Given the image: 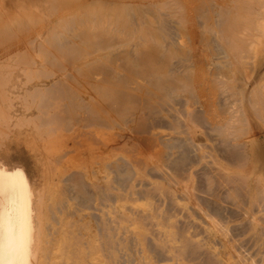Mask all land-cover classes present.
<instances>
[{
  "label": "bare ground",
  "instance_id": "1",
  "mask_svg": "<svg viewBox=\"0 0 264 264\" xmlns=\"http://www.w3.org/2000/svg\"><path fill=\"white\" fill-rule=\"evenodd\" d=\"M156 1H157V3L155 5V7H156L155 9H157V11L159 10L161 12H164L165 13L164 15L166 16V19L164 22L167 26L166 27L167 29H164V31H163L165 33L164 35L167 38H169L171 41H174V42L171 43L172 44L171 46L166 45V44L163 45L162 40H164L166 37L165 38L163 37L162 31H161L162 34L160 35L159 32H156L155 30H151L148 28L152 24L156 25V23H154L155 21L153 20V18H151L149 16L151 18V19L150 18L149 19L151 21H153V23L151 22L152 24H149L147 29L144 26L145 29L144 28L142 29L143 31L141 34L142 39H141V42H139V43H141V45L139 44L140 47L142 45L144 46L146 44L147 48H146V46H144V48L138 49V51H136V53H137V55H136L135 51H133V50L129 51L130 49L128 50V48H127V50L125 48H122V49H124V51L119 52L120 47L127 46L131 41H133L132 38H134L133 37L134 36L133 31H132V29H133L132 28V22H131V19L129 18L130 14H131L130 12L133 9H131L132 8V2H130L129 0H84V1L82 0V2H81V0H0V158L2 157L3 153H5L7 155L11 151L18 153V155L20 154V152H22V153L27 152L29 159L33 165V174L35 177V181L33 183L34 185L31 187L28 184L27 178L24 174L19 173L20 175L19 174L14 175V174H12L13 172L11 173V171L5 166V164L3 162L0 163V264H102V258L103 257L101 254L102 253L101 247L103 245H105V243H106V245L108 247V251H109V248L111 247V245H113V246L117 245V243H115L116 245L111 244L112 243L110 241L111 235L107 234L106 236H104V235H102V236L103 237L108 236L109 241L108 240H107L108 242L102 241L104 244H102V246H101L100 245L101 242L99 239L100 237H98L96 234H94V232L90 231L91 229L89 231L86 230L87 229L86 226L89 229L90 225L88 223L91 221L89 220V222L87 223V221L84 220V217H83L84 215L81 216L82 215L81 211L83 209L85 211L86 208L91 209L90 205L92 203L89 205V202L93 199V197H95L94 194L92 197L90 194L85 193L86 196H84V197H87V198L82 199V200L79 199V200H81V202H80V204L78 203L80 205V208H82V209L79 210V208H78V211H76V212L75 211L72 212V210H75L77 207L75 209H73L71 207V205L69 204V200L68 201H64V200L62 201V199H61L60 202L58 201L59 203H55V200H56L57 196H59V195H58V190H56L54 185H53V144H54L53 140L54 141L56 140L54 138V122H56L55 119H53L54 114L52 116V114L50 112L52 110L51 108L49 110V108H45V106L39 107L38 105H40V104L37 105L38 107L35 105L37 93H34L33 91H32L33 93L32 94L30 93V95H29V93H27L28 99L30 98L29 100L26 97L24 98L22 96V93H21V91H25V90L29 91V88L34 85L35 80L39 81L41 78L46 79L45 77H50V75L55 72L53 69L55 67V60H57V61L58 60H60V61L66 60V63H68L69 62L68 59L72 61L71 56H74V57L76 56L77 59H79V60L81 58L86 57L85 58V60H86L88 57H90L94 54H97L99 52H103V55L102 54L99 55L98 58L95 57V59H93L89 64H86L85 68L87 69V71L85 69H83L82 72L85 73L86 75H88L89 77L91 74L92 75H94V74L103 75V79H101L100 84H96L95 86L92 85V87L97 88V91L100 92V95L103 98L111 99L112 101L110 100V103L114 101L115 108L114 107L113 108L116 110L119 108L120 110L118 109V111H121L123 109V108H121V106L125 103H127L131 106H134L136 104L135 103L136 99H134L135 97L134 98L132 97L133 94L131 96L127 95V92H126V94H123L125 87L128 86V83H130V82H128V80L131 81L130 80L131 78H129L130 77L129 74L124 75V73H126L128 71V68H129V67L128 68L126 67L127 66V61H126L127 58L125 59V57H128L127 60L130 63V67L135 66L137 68H140L141 67L140 65L144 66V69H142V68L138 69V70L136 69V71H138V72L135 71L137 74V75L135 74L136 77L134 76L135 80H137L138 78L139 79L140 78H142V79L146 78L147 79L148 72H149L148 68H150V70H151V72H150L151 75H153L154 73L155 74L160 73L161 74L160 76H154L153 75V77H150L149 79H147L148 84H152L151 83V78H152L153 82L155 84H157L158 87L159 86L165 87L166 90L164 92H166V94H171V93L176 91V93L180 92V94H183V95H187V96L190 95V94H188V93H191L190 88H192L190 82L192 80H194L192 77L194 75H195V79H196L195 83H197L200 86V83L204 80V77L207 74V73L205 74V72H206V68L204 65L205 60H204V62L203 61L199 62V64H197L195 66L192 65L194 67H191L189 65H185L186 68L189 66V70L186 69V71H185L186 73L183 72L182 74H180L181 73L180 71L178 72V70L180 69V66L177 69V65H176L175 66L176 70H175L174 68H172L173 66L171 65L172 60L176 59V58H180V61H182L184 64L185 63L187 64V62H190L189 61L190 59L192 60L191 55L189 56V53H187V51L189 52L188 46L185 45L187 47V49L183 48L184 44L186 43V42L184 43V39L187 38V35L190 36L189 35L190 33L192 34V32L189 33V31L187 30V26H189V22H191L192 19L194 20V21L192 20V22L194 23V26H196V28H195V31L193 32V34L191 36L194 37L195 42L199 47L203 46V47H201L202 48L201 50H204L203 49L204 47H205V50H206V48H208L210 50V53L212 54V57H215L213 59L218 61V65L215 62L216 66L213 65L214 67L212 66L213 63L212 64L210 63V65L212 66L211 68H213V70L211 68H209V76H207L210 78L209 79L210 90L220 91V92L224 91V94H222L224 96H225V93L227 91H229V92H231V91H241V92L247 91L248 84H247V82H243V81H245V79L250 80V78H252V73H255V75H256L258 72H260L262 70V68H264V59L262 58V56L264 55V0H160V1L156 0ZM193 23H191V24H193ZM162 25H163V22H162ZM197 27H198V30H197ZM191 30H193V29H191ZM185 36H186V38H184ZM175 38H177V40L182 39L181 45H182L183 49L176 48L177 47V45H176L177 41L175 42ZM188 39H189V37H188ZM188 44H190V41H188ZM184 49L187 50L186 53H185ZM190 54H191V52H190ZM122 56L123 57L125 56V57L123 58ZM74 57H73V59H74ZM141 57H142V59H141ZM189 57H190V59H189ZM121 58L125 59L126 62L122 59L124 64L126 63L125 65L124 64L121 65V63H123V62H120ZM129 58L131 59V61ZM213 59L210 62L215 61ZM116 61H118V64L115 63ZM82 62H85V61L83 60ZM60 63H62V62H60ZM76 63H77V61H76ZM79 63H81V62H79ZM114 63L116 65L120 66L118 68H121V69L123 68L122 70L124 71V73L123 74L121 73L122 75H120V74H118L119 72L116 71L118 75L115 76V79H113V81H111V80H109V78H111L113 75L110 77L108 75H110L109 71L112 69V67H113L112 64H114ZM58 64H59V62H58ZM108 64L111 65L110 66L111 69L109 68ZM131 64H132V66H131ZM179 64H181V63H179ZM205 64H207V62ZM78 65H80V64H78ZM249 65L251 67H249ZM62 66H64V65H62ZM62 66H61V68H62ZM74 66H75V64H74ZM82 66H81V69H82ZM164 67H165V70L162 73V70L164 69ZM183 67H184V65L181 68H183ZM56 68L58 69L59 67H56ZM247 68H249V69H247ZM57 69H56V71L58 72L59 70H57ZM166 69L168 71H166ZM247 70H250L252 72H250V71L247 72ZM112 71H113V73L115 72L113 69L110 72H112ZM182 71H184V69H182ZM83 73H81V74H83ZM113 73H111V74H113ZM115 73H114V75H116ZM246 73H249V74L251 73V76L245 75ZM54 74H56V72ZM81 74L80 73H79V75L76 74L75 77L80 76ZM166 74H170V76L166 77L165 76ZM83 75H81V77H78V78H82ZM92 75H91V77H92ZM88 76H86V77L89 78ZM191 77H192V80L190 81ZM49 79H47V80H49ZM86 80H88V79H86ZM70 81H71V78H70ZM143 81L146 82L145 80H143ZM177 81L180 84L179 83L174 84V82L176 83ZM204 81H206V80H204ZM209 82H207V84H209ZM76 83H78V82H76ZM130 85H131V83H130ZM134 85H136V84L133 83V86ZM143 85H142L141 90H143ZM178 85H179V88H178ZM57 86H59V85H57ZM73 86H75V85H73ZM145 86H147V85H145ZM176 86H177V88H175ZM203 86L206 87V85L203 84L201 86V88ZM34 87H35V85H34ZM77 87L78 86H76V88ZM194 87H195V85H194ZM146 88H148V86ZM251 88H250V90L252 92H251V95L249 96L248 101L251 104L252 108L254 109V113L257 115V117L264 119V74L263 73H262L259 81L255 84V86L252 89ZM63 89L62 90L59 89V91L62 92ZM127 89H128V87H127ZM49 90L46 93H48ZM70 90L73 91L74 90L73 87L70 88ZM70 90H68V91H70ZM159 90H161V89H159ZM65 91H67V90H65ZM121 91H123V92H121ZM145 91H147V89H145ZM148 91H150V89ZM151 91H153V90L151 89ZM182 91H186V92L188 91V92H187V94H186V92H184L185 93L184 94V93H181ZM205 91H206V89H205ZM154 92H155V90H154ZM229 92L226 93V96H228L227 94ZM49 93H48V95H49ZM155 93L158 94V92H155ZM237 93H234V95H232L230 97H234V98L237 97V95H239V93L238 94ZM64 94L66 95V93H64ZM215 94H216L215 95L216 97L218 95L219 96L221 95V93H219L217 95V92H215ZM58 95L61 96L60 94H58ZM64 96L62 95V97H64ZM66 96H68V95H66ZM150 96H151V94H150ZM224 96H220L219 99L222 100L224 98ZM188 97H189V99L193 98L190 96H188ZM23 98H24V101H23ZM65 99H66V97H65ZM219 99H217V101ZM230 99H232V98H230ZM230 99H228V100L226 99L227 102H224L223 101L224 99H223L222 100L223 105H221V106H224V103L228 104V101ZM243 99L244 98L242 96V99L233 101L232 103L235 104V106L230 105V104H229L230 107H229V105L227 107L224 106L228 110H226L224 107L218 108L222 113H224V114L226 113L227 115L222 114L218 110H216V111H218L217 113H219V115L222 114L223 119H226L227 116H229L228 115L229 108H230V110H232V108H235L236 105L240 106L241 103L244 101ZM46 100H47V98H46ZM60 100L62 102L65 101V100L63 101L62 99H60ZM141 100H143V99H141ZM197 100H198V97H197ZM221 100H219V101H221ZM39 101H41V100H39ZM139 101H138V103H139ZM215 101H216V98H215L214 102ZM41 102H43V101H41ZM168 102H169V99H168ZM170 102H172V101H170ZM173 102H175V101H173ZM173 102L171 103L172 105H174ZM184 102H185V100H184ZM238 102L240 103V105ZM47 103H48V101H47ZM56 103H57V100H56ZM58 103H60V102L58 101ZM106 103H104V104L106 105ZM91 104H93V103H91ZM159 104H160V102H159ZM46 105H49V104H46ZM59 105H58V108H59ZM140 105H141V103H140ZM182 105H184V104H181V106ZM218 105H220V104H218V102H217L216 106L219 107ZM64 106H65V104H64ZM87 106H88V104H87ZM89 106H91V105L89 104ZM161 106H159V107L162 110H167L170 108V107H167L166 109H163V107H161ZM231 106H234V107L231 108ZM51 107L54 108L55 105L54 106L51 105ZM77 107H79V106L76 105V108ZM92 107L94 109V106H92ZM146 107H145V109H148V110L150 109V108H148V107L146 108ZM159 107H158V109H159ZM217 107H216V109H217ZM61 108H63V107H61ZM223 108L227 112H225V110ZM54 109H56V108H54ZM64 109H66V107ZM90 109H92V108H90ZM158 109H156V110L154 109V111L156 112ZM180 109H181V107H180ZM169 111H170V109H169ZM58 112H59L58 110L55 111V113H57V114H58ZM109 112L112 113L111 111H109ZM155 112H153V113L155 114ZM176 112H178V111H176ZM176 112L174 114H176ZM92 113H95V111ZM113 113H115V112H113ZM123 113H125V112H123ZM157 113L161 114V113H159V110L157 111ZM162 113H163V111H162ZM214 113H216L215 110H214ZM235 113H237V112H235ZM235 113H233V114H235ZM238 113H240V111ZM238 113H237L236 117H235V115L233 116V114L230 115L231 117L229 116L226 124L225 123H224L225 125L222 124L223 128H220L222 130L218 129V130H220L222 138L219 142L220 144L217 146L218 148L216 147L218 152L220 154H222V156L225 159H227L228 161L231 162L234 159H239V161H236L237 163L240 162V158H237V157L240 156L241 145L236 144L237 135L235 134L236 133L235 130H237V127L233 126V124L238 122V125L240 124L242 126L243 125L242 123L245 121L244 120V114L242 115V113H241V114H239V116H242V119H240V121L238 120L237 122H234L235 121L234 117L237 118ZM209 114H213V111H212V113L209 112ZM147 115H148V112H147ZM173 115H171V116L175 117V119L172 120V117L170 118V120H172V122H171L172 125L167 124L168 126H166V127H168V131H169V127H170V131L172 129L176 133H179V134L183 133L181 130L183 128L181 126V124L183 122L182 123L179 122L181 115L178 114V115H180V116H178L179 120L177 119L178 117L176 118V115L175 116H173ZM192 115H193L192 119H191L192 122L198 124L201 127H205V131H206V127H208L207 129H209V127L211 129V125L208 124L210 122H207V121H210V119L214 120L216 117V116H213L214 117V119H213V117L211 116L212 117L211 118V117H209L210 116L209 115L208 117L210 119L207 120L206 117L203 115V112L202 113L196 112V114L193 113ZM77 117H79V116H77ZM62 118H60V119H62ZM181 118H182V116H181ZM161 119H162V117H161ZM56 120H58V119H56ZM58 121L62 122L61 120H58ZM163 121H165V119ZM214 121H212L213 124H214ZM105 122H106V120H105ZM117 122H118V120H117ZM218 123H220V122L218 121ZM218 123H216V124H218ZM245 123H247V121H245ZM74 125H75V123H74ZM103 125H105V124H103ZM57 126H59V125H57ZM119 126H120V124H119ZM97 127H98V124H97ZM161 127H163V126H161ZM62 128H64V127H62ZM234 128H236V129L232 132L231 130H233ZM239 129H241V127ZM57 130H59L58 127H57ZM57 130H55V135H56V132H58ZM212 130H213L212 132H214L216 129H212ZM96 131H98V130H96ZM214 133H216V132H214ZM96 134H94V135H96ZM99 134H101V133H99ZM209 134H212V137H213V133L210 132ZM188 135H190V134H188ZM210 136H209V140H211ZM171 138H172V136H171ZM239 138H241V137L239 136ZM91 144H93V143H91ZM106 145H108V144H106ZM164 145H165V148L167 150L170 149L172 152L176 151V153H178V155L176 154L177 155L176 158L175 159L173 158V162H171L172 159L170 158L171 159L170 160L168 157V159L170 160V164H168V166L172 165V163H173V166H171V169L173 168V170H171V172L173 171L174 174H175L176 170H179L180 167L187 165V163L192 160L191 157H193V144H192V141L189 140L188 138H186V139L185 138L183 139L180 137L172 138L169 141H167L166 143H164ZM161 146H163V145L161 144ZM208 148H209V146H208ZM156 149H158V148H156ZM202 149H204V148H202ZM156 152L158 153L157 150H156ZM205 154H206V152H205ZM158 155H159V153H158ZM241 155H244L243 150H242ZM65 156H66V153H65ZM67 156H70V155H67ZM195 156H196V154H195ZM218 156H219V154H218ZM222 156H219V157H222ZM132 157L133 156H131V158ZM161 157L163 159L164 156L161 155ZM168 159H167V161H169ZM213 159H214V157H213ZM193 160H194V158H193ZM136 162H137V160H136ZM215 162H217V161H215ZM125 163H127V162L125 161ZM107 164L109 165L108 162H107ZM161 164L162 163L160 162V165ZM10 165H11V162H10ZM234 165H236L235 162H234ZM111 166H113V167L111 168ZM111 166H109V169L111 172H113V171L118 172L119 167L117 165L115 166L114 163H112ZM104 167H105V163H104ZM136 167H137V165H136ZM174 168H176V169H174ZM111 169L112 170L114 169V170L112 171ZM122 169H124V171L121 170L122 171L121 173L123 175H127V176L129 175L130 176L129 168H127L125 166ZM150 169H152V167ZM184 169H185V167H184ZM22 170H23V168H22ZM187 170L189 173V169H187ZM167 171H169V170H167ZM171 172L169 174L173 173V172L172 173ZM180 172H183V171H180ZM205 173H206V171H205ZM219 173H220V171H219ZM167 174H168V172H167ZM167 174H165V175H167ZM202 174H201V176H202ZM148 175H151V174H148ZM204 176L207 179V174H205ZM82 177H84V176H82ZM119 177H117V178H119ZM130 177H132V176H130ZM208 177L209 178L207 179V183H205V184L201 183V185H204V186H202L201 189L206 194H209L210 191L213 190L212 184L215 181V178H212L213 176L212 177L208 176ZM122 179L125 180L127 178L124 179V177H123ZM158 179H161V178H158ZM199 179L200 178H198V180ZM233 179H234V177H233ZM118 180H121V179H118ZM130 180L128 178V181H130ZM57 181H58V179H57ZM170 181H171V179H170ZM241 181H243V180H239V182H241ZM63 182H61V183H63ZM72 182H74V180L72 181V179H71L70 183H72ZM125 182L127 183V181H125ZM171 182H173V181H171ZM76 184H78L77 186L79 187L80 184L78 182H76L75 185ZM65 186L67 187V185H65ZM82 186H85V184H83ZM82 186L80 188H82ZM128 186H129V184H128ZM243 187H245V186H243ZM62 188L64 189V186ZM82 189H80V190H82ZM95 189H96V187H95ZM120 189H121V187H120ZM60 190H61V188H60ZM73 190H75V189H73ZM78 190H77V192H78ZM73 192L72 193L68 192V193L73 194ZM82 192L83 191H80V192H78V194L84 195V193H82ZM116 192H118V191H116ZM228 192H230V191H228ZM235 192L233 193L231 190L230 195L225 194V195H227V198H226L227 201L237 203V200H239V199H237L238 198L237 195L239 193L237 194L238 191H236V190H235ZM75 193H76V191H75ZM61 195L65 196V195H67V192L66 193L64 192V195L63 194H61ZM241 195H243V194H241ZM108 197H110V195ZM239 197H240V195H239ZM78 198H80V197H78ZM208 198H209V196H208ZM98 199H99V197H98ZM225 200H223V201H225ZM114 201H112V202L114 203ZM204 202L208 203L206 201H204ZM238 202L240 203L241 201L239 200ZM123 203H124V201H123ZM223 203H225V202H223ZM133 204H136V203H133ZM215 205H218V203ZM237 205L239 206V204H237ZM76 206H78V205H76ZM153 206H154V204H153ZM206 206H207V212L209 211L211 214H214L215 216H216V214H220V211H221V210L219 211L220 207H219V209L214 207V205L211 204V201H209V203ZM113 207H115V206H113ZM129 208H131V206ZM96 209H97V207H96ZM222 209H224V208H222ZM107 210H108V208H107ZM84 211H83V213H84ZM101 211H102V209H101ZM227 211H228V209H227ZM229 212H232V211H229ZM106 214H108V213H106ZM140 214H142V213H140ZM157 214L160 215L159 212ZM208 215H210V214H208ZM72 216H75L74 218L76 221L73 222L71 220ZM81 217H83V218H81ZM209 217H211V216H209ZM119 218H121L120 221L124 220V219H122V217H119ZM82 219L85 222H83ZM93 219H94V217H92L91 220H93ZM229 219H231V218H229ZM125 220H127V219H125ZM116 221L114 220L113 222H116ZM213 221H214V219H213ZM86 223H87V225H86ZM91 223H93V222H91ZM118 223H119V221H118ZM162 223H163V221H162ZM262 223H264V222H262ZM98 224H100V223H98ZM111 224H113L112 226L115 225L114 223H111ZM141 224H143V223H141ZM130 226H131V224H130ZM175 226H177V225H175ZM181 226H182V224H181ZM216 226H218V225H216ZM123 227H125V226L123 225ZM150 227H152V226H150ZM240 227H243V226L241 225ZM90 228H91V226H90ZM117 228L118 227H116V229ZM122 228L120 227V229H122ZM132 228L134 229V227H132ZM223 228L224 227H222V229ZM140 229L141 228L139 227V230ZM231 229H232V227H231ZM100 230H102V229L100 228ZM124 230L122 229V231H124ZM109 231H110V229H109ZM117 231H118V229H117ZM117 231H115V232H117ZM122 231H120L119 234ZM125 231L130 233L129 230H125ZM139 232L143 233L142 230H140ZM173 232L171 234H173ZM186 232H188V231H185V234H186ZM221 232H223V231H221ZM99 233H101V231ZM113 233H114V231H113ZM113 233H112V235H113ZM232 233H233V231H232ZM238 233H239V231H238ZM226 234L228 235V233H226ZM233 234H235V232ZM242 234H244V233L242 232ZM116 236H118V235H116ZM235 237L237 238L238 236L236 235ZM114 238H115V233H114ZM118 238L120 239V237H118ZM231 238H233V237H231ZM101 240H102V238H101ZM113 240L114 239H112V241ZM136 240H137V238H136ZM162 242H163V240H162ZM164 242H166V241H164ZM175 243L177 245V242H175ZM175 243H173V244H175ZM215 243H216V241H215ZM229 243L230 242H228V244ZM251 243H252V241H251ZM132 244H134V243L132 242ZM121 245L122 244H120V246ZM167 246H169V244H167ZM117 248H118V246H117ZM126 248H129V246ZM134 248L136 249V247H134ZM124 249L125 248H123V250ZM113 250H115V248H113L112 251ZM172 250H173V248H172ZM175 252H173L174 253L173 255L176 254ZM188 252H190V251H188ZM113 253H114V251H113ZM182 253H184V252H182ZM191 254H189V255H191ZM171 255H172V253H171ZM178 255H179V251H178ZM178 255H177V257L181 256V254L179 256ZM184 255L186 256V254H184ZM200 255H202V254H200ZM239 255H240V253H239ZM136 256H137V254H136ZM188 256H186V257H188ZM114 257H115V255H114ZM163 257H164V255H163ZM191 257H193V256L191 255ZM194 257H195V254H194ZM171 258H172V256H171ZM119 259L120 258H118V260ZM127 259H129V258H127ZM167 259H165V261ZM169 259H170V256H169ZM194 259H196V257ZM103 260H104V258H103ZM124 260H126V259H124ZM205 260H207V259H205ZM128 261H130V260H128ZM119 262L121 263V261H119ZM177 262H179V261H177ZM197 264H199V263H197Z\"/></svg>",
  "mask_w": 264,
  "mask_h": 264
},
{
  "label": "rangeland",
  "instance_id": "2",
  "mask_svg": "<svg viewBox=\"0 0 264 264\" xmlns=\"http://www.w3.org/2000/svg\"><path fill=\"white\" fill-rule=\"evenodd\" d=\"M129 1L132 2V8L131 9H133L130 12L131 14L129 16V18L131 19L132 28H133V29L131 28L133 31V35H134V36L132 35L134 38H132L133 41H131L133 44L130 42L127 46L120 47L119 52L124 51V49H122V48H125L126 50L128 48V50L130 49L129 51H132V50L135 51V54L137 55L136 51H138V49L144 48V46H146V48H147L146 44L144 46L142 45L140 47L139 44L141 45V43H139V42H141V39H142L141 34H142V31H143L142 29L144 28V26L147 29L149 24L153 23V21L150 20L151 18H153V20L155 21L154 23H156V25L152 24L148 28L151 30H155L156 32H159L160 35L163 33L162 34L163 37L164 38L166 37L164 35L165 33L163 32L164 29H167L166 28L167 26L164 22L166 19V16L164 15L165 14L164 12H161L159 10L157 11V9H155L156 8L155 5L157 3L156 0H129ZM81 2H82V0H81ZM192 20H191V22H189V26H187V30L189 31V33L192 32V34H193L196 26H194V23L192 22ZM162 22H163V25H162ZM191 23H193V24H191ZM190 28L193 30H191ZM197 30H198V27H197ZM161 31H162V33H161ZM192 34L190 33L189 34L190 36L187 35V38H186V36L184 37V38H186V39H184V43L185 42L186 43L184 44V47H183V48L187 49L186 46H188L189 52L186 49H184V50H185V53H186V51H187V53H189V56L191 55L192 60L189 57L190 62H187V64L186 63L184 64L182 61H180V58H176V59L172 60L171 65L173 66L172 68H174V69L176 68L175 67L176 65H177V69L180 66V69L178 70V72L180 71L181 72L180 74H182L183 72L186 73L185 72L186 69L189 70V66L194 67L195 65L199 64V62H201V61L204 62V60H205V62H204V65L206 68L205 74L206 73L207 74L204 77V80H206V81L203 80L199 86L197 83H195V80H196L195 75L192 76L194 80H192V77L190 78V81L192 80L193 82L192 81L190 82L192 88H190L191 93H188V94H190L188 96L193 97L194 99L193 98L189 99V97L187 95L180 94V92L176 93V91L171 93V94H166V92H164L166 90L165 87L164 86L158 87V85L153 82L152 78H151L152 84H148L147 79H149L150 77H153V75L154 76H160L161 75L160 73L159 74L154 73L153 75H151L150 68H148L149 72H148V77L146 76L147 79L146 78L145 79L144 78L143 79L142 78H140V79L136 78L137 80H135L134 76H135L136 72H138V71H136V69L137 70L141 69V68L144 69V66L140 65L141 67L137 68L135 66L133 67L131 64V66L133 67L132 68V67H130L129 61L127 60L128 57L124 56L125 59L127 58L126 59V61H127L126 67L127 68L129 67L128 68L129 72L126 70L127 72L124 73V71L122 70L123 68L122 69L118 68L120 66L115 64V63L118 64V61H116L114 64H112V66H113L112 69L115 72L118 71L119 72L118 74H120V75H122L123 73H124V75H126V74L130 75L129 78H131L130 79L131 81L128 80V82H130L131 85H130V83H128V86L125 87L124 92L123 91H121V92H123V94H126V92H127V95H129V96H131L133 94L132 97L133 98L135 97L134 99H136L135 100L136 104L134 106H131L127 103L123 104L121 106V108H123L122 109L123 111L121 110L122 112L118 111L119 108L117 110L114 109L115 108L114 101L111 102L112 103L111 104L110 103L111 99L103 98L100 95V92L97 91V88L92 87V85L95 86L96 84H100L101 79H103V75H101V74L92 75L91 74L92 77H91V75L89 77L88 75H86L85 73L82 72L83 69H85L87 71V69L85 68L86 64H89L93 59H95V57L98 58L99 55H101V54L103 55V52H99L97 54H94V55L88 57L86 60H85L86 57L81 58L82 60L81 59L79 60V59H77L76 56L75 57L71 56L72 61L68 59V61H69L68 63H66V60L65 61L55 60V67L53 69L56 72V74H54L55 73L54 72L50 75V77H45L46 79L41 78L39 81L35 80V83H34L35 87L33 85L32 86L33 88L30 87L29 91H26V90H25L26 92L21 91L22 96L24 98L26 97L27 99H28L27 93H29V95H30V93L32 94L33 92L37 93L35 105L37 106L38 104H40V105H38L39 107L45 106V108H49V110L51 108L52 110L50 112H51L52 116H53V114L55 116V117L53 116V119H55V121H56V122H54V138L56 140L55 141L53 140V142H54V144H53V185H54L55 189L58 190V195H59V196H57L55 203H59L61 199H62V201L63 200L68 201L69 200V204L71 205V207L73 209H75L77 207L75 210L71 209L72 212H74V211L76 212V211H78V208H79V210L82 209V208H80L79 204H80L82 199L87 198V197H84V196H86L85 193L90 194L92 197H93V194L95 195V197H93V199H92L93 201L91 200L89 202V205L92 203L90 205L91 209L86 208L85 211H84V209L81 211V213H82L81 216L84 215L83 216L84 220H86L87 223L89 222V220L91 222H93V223H91V222L88 223L91 226V228L88 225L89 229L86 226V228H87L86 230L89 231L91 229L90 231L94 232V234H96L98 237H100L99 239L101 242V244H100L101 246H102V244H104L102 241H104V242L109 241L108 236L107 237L102 236V235L106 236L107 234H110L112 237L111 238L109 236L111 239L110 241L112 242L111 244L117 243V245L115 244L116 246H113L109 243L111 245V247L109 248L110 252L108 251V247H107L106 243H105V245H103L101 247V250H102L101 254H102V257L104 258V260L102 258V264H114V263L115 264H132V263L133 264H157L158 262H159L158 264H177V263L178 264H194V263L195 264H197V263H199V264H256V263L257 264H264V235H263L264 234V223H262V222H264V119L257 117V115L254 113V109L252 108L251 104L248 101L249 96L251 95V92H252L250 90V88L251 87L253 88L255 86V84L259 81L262 73L264 74V68H262V70L260 72H258L256 75H255V73H252V78H250V80L247 79L248 80L247 81L245 79V81H243V82H247V84H248L247 91H242V92L241 91H231V92L227 91V92H229L227 94L228 96H226L227 92L225 93V96L222 95V94H224V91L223 92L212 91V90H210V82H209L210 78L207 76H209V68H211L213 65H215V66H216V64L218 65V61L213 59L215 57H212V54L210 53V50L208 48H206V50H205V47H204L203 48L204 50H201L202 49L201 47H203V46L199 47L196 44L194 37L191 36ZM188 37H189V39H188ZM165 39L162 40L163 42L161 41L163 43V45L166 44V45L171 46L172 45L171 43L174 42V41H171L167 37ZM176 41H177V43H176L177 47L176 48L183 49L182 45H181L182 39L177 40V38H175V42ZM188 41H190V44H188ZM190 52H191V54H190ZM73 57H74V59H73ZM142 57H141V59H142ZM123 58H121L120 62H123L122 61ZM262 58L264 59V55L262 56ZM125 59H123V60L125 61ZM212 59L215 61L210 62V61H212ZM83 60L85 62H82ZM76 61L78 64H80L81 66L83 65L84 67L82 66V69H81V66L78 65L76 63ZM130 61H131V59H130ZM58 62H59V64H58ZM60 62H62V63H60ZM79 62H81V63H79ZM206 62H207V64H205ZM215 62H216V64H215ZM73 63L75 64V66ZM179 63H181V64H179ZM210 63L211 64L213 63L212 66L210 65ZM122 64H124V62L121 63V65ZM60 65L61 66L64 65L65 67L62 66V68H61ZM183 65L185 68L184 67L181 68ZM185 65H189V66L186 68ZM192 65H194V66H192ZM108 66L111 69V67H110L111 65L108 64ZM56 67H59L60 69L59 68L57 69ZM249 67H251V66L249 65ZM56 69L59 71L57 72ZM182 69H184V71H182ZM211 69L213 70V68H211ZM247 69H249V68H247ZM164 70H165V67L162 70V73ZM110 71H109L110 75H108V76L109 77L112 75L113 76L111 77L112 79L109 77L108 78H109V80L113 81V79H115V76H117L118 74H117V72L116 73L114 72L116 74V75H114L113 71L112 72H110ZM166 71H168V70L166 69ZM249 71L250 70H247V72H249ZM250 72H252V71H250ZM79 73L84 74V75L81 74V75H83L82 78H78V77H81V75L75 77V75L76 74L79 75ZM111 73H113V74H111ZM170 74H166L165 76L166 77L170 76ZM245 75L251 76V73L250 74L246 73ZM86 76H88L90 79L87 78ZM69 77L71 78V81H70ZM47 79H49V80H47ZM86 79H88V80H86ZM143 80H145V81L147 80V81L144 82ZM76 82H78V83H76ZM207 82H209V84H207ZM133 83L136 85L133 86ZM140 83L142 85L144 84L143 90H141L142 85ZM177 83H179V82L178 81L176 83L174 82V84H177ZM203 84L206 85V87L203 86L201 88V86ZM57 85H59V86H57ZM73 85H75V86H73ZM145 85H147L148 88L150 87L149 88L150 91H148L149 89L146 88L147 86H145ZM194 85H195V87H194ZM76 86H78L77 87L78 89L76 88ZM72 87L74 89L73 91L70 90V88H72ZM127 87H128V89H127ZM175 88H177V86ZM178 88H179V85H178ZM59 89H61V90L63 89V91L61 92V91H59ZM145 89H147V91H145ZM151 89L153 91H151ZM159 89H161V90H159ZM205 89H206V91H205ZM48 90L50 92V93L48 92L49 95H48V93H46ZM65 90H67V91H65ZM68 90H70V91H68ZM154 90H155V92H158V94L155 93ZM63 92L66 93V95H68V96H66ZM184 92H186V91H182L181 93H184ZM187 92H186V94H187ZM215 92H217V95L219 93H221L220 96H224V98L222 97L224 99V100L222 99L224 102H227L228 99L232 98L228 101V104L224 103V106H226V107L229 104L235 106V104H233L232 102L242 99V96L244 98L243 100L245 101V102L243 101L244 103L242 102L241 105L238 102L240 106L236 105L235 108H232L234 106H231L232 110H230V108H229L230 105L228 107L229 108V111H228L229 116L235 112L238 113L240 111V113H238L237 118H235L237 113L233 114V116L235 115V117H234L235 121L234 122H237L238 120L240 121V119H242V116H239V114H241V113H242V115L244 114V120L247 121V123H245V121H244L242 123L243 124L242 126L240 124L238 125V122L234 123L233 126L237 127V130H235L236 128L231 130L232 132L234 130L236 132V133L234 132L237 135V142L235 141L236 144L241 145L240 156L237 157V158H240V162H238V163L236 161H239V159H234L233 161L230 162L227 159H225L222 156V154H220L218 152V150L216 149V147L220 144L219 142L222 138L221 133H220V130H222V129H220V128H223L222 124L223 125L226 124L229 116H227V118L225 117L226 119L222 118V114H224V113H222L218 108L224 107V106H221V105H223V101L221 99H219V97H220L219 95L217 97L215 96L216 95ZM237 92L239 93V95H237V97H235V98L230 97V96L234 95V93H237ZM42 94L47 98V100ZM58 94H60V95L62 94L63 96L64 95L65 96L62 97V95L59 96ZM150 94H151V96H150ZM65 97L67 100L65 99ZM197 97H198V100H197ZM24 98H23V101H24ZM215 98H216V101L214 102ZM60 99H62L63 101L65 100V101L62 102ZM141 99H143L144 101ZM168 99H169V102L175 101V102H173L174 105L171 104L172 102L169 103ZM217 99H219L221 101H219V100L217 101ZM39 100L43 101L44 103L39 101ZM56 100H57V103H56ZM184 100L187 104L184 102ZM47 101H48V103H47ZM58 101L60 103H58ZM89 101L93 104H91ZM138 101H139V103H138ZM159 102H160V104H159ZM217 102H218V104H220V105H218L219 107L216 106ZM45 103L49 104V105H46ZM104 103H106V105L108 107ZM140 103H141V105H140ZM64 104H65V106H64ZM87 104H88V106H89V104L91 106L88 107ZM181 104H184V105L181 106ZM51 105H53V106L55 105L54 108H56V109L51 107ZM58 105H59V108H58ZM76 105L79 106V107H77L78 109L76 108ZM92 106H94L95 110L93 109ZM146 106L150 109L149 110L145 109ZM159 106L163 107V109L170 107L169 108L170 111H169V109L162 110ZM61 107H63V108H61ZM65 107H66V109H64ZM158 107H159V109H158ZM180 107H181V109H180ZM216 107H217V109H216ZM226 107H224V108L226 110H228ZM90 108H92V109H90ZM84 109L85 110L87 109V110L85 111ZM154 109L155 110L158 109L159 113H161V114L157 113L158 110L155 112ZM160 109L163 111V113ZM56 110L59 111L58 114L55 113ZM214 110L216 113L219 111L222 114L221 115H219V113L216 114V113H214ZM216 110H218V111H216ZM226 110H225V112H227ZM94 111H95V113H92ZM109 111H111L112 113H110ZM176 111H178V112H176ZM212 111H213V114H209V112L212 113ZM113 112H115V113H113ZM123 112H125V113H123ZM147 112H148V115H147ZM153 112H155V114ZM175 112H176V114L177 113L180 114L182 116V118L180 115L174 114ZM196 112H201V113L203 112V115L206 117L207 120L210 119L209 117H211V116L212 117L216 116L215 119L213 117V119L215 121L211 120V119H210V121H207V122H210L208 124L211 125V129H210V127H209V129H207L208 127H206V131H205V127H201L198 124L192 122V120H191L192 116H193L192 114L193 113L196 114ZM171 115H173V116L176 115V118L178 116H180V120H179V117L177 119L179 120L180 123L183 122L181 124V126L183 127L181 129L183 133H180V134L176 133L172 129L170 131V127H169V131H168V127H166V126H168L167 124L172 125L171 122L173 119H175V117H172ZM224 115H227V114L225 113ZM77 116H79V117H77ZM59 117L60 118L63 117V118L60 119ZM161 117L163 120L165 119V121H163L161 119ZM171 117H172V120H170ZM56 119L61 120L62 122H60ZM105 120H106V122H105ZM117 120H118V122H117ZM212 121H214V124L212 123ZM218 121L220 123H218ZM215 122L218 124H216ZM74 123H75V125H74ZM96 123L98 124V127H97ZM103 124H105V125H103ZM119 124L122 128L119 126ZM57 125H59L60 127ZM161 126H163V127H161ZM57 127L59 128V130H57ZM62 127H64V128H62ZM240 127H241V129H239ZM212 129H216L214 131L216 133L212 132L213 131ZM218 129H220V130H218ZM55 130H57L59 132V133L56 132V135H55ZM96 130H98V131H96ZM210 132L213 133V137H212V134H209ZM99 133H101V134H99ZM94 134H96L97 136ZM188 134H190V135H188ZM171 136H172V138H178V137L183 138V139L188 138L189 140L192 141V144H193V157H191L192 160L189 161L187 163V165L180 167V169L178 168L180 171H183V172L176 170L175 174L173 171H172L173 173L171 172V170H173V168L171 169V166H173V163H172V165H169V166H168V164H170L171 159H172L171 162H173V158L175 159L176 156L178 155V153H176V151L172 152L170 149H168L170 151L169 152L165 148V145H164V143H166L167 141L172 139ZM209 136H210V139L212 141L209 140ZM239 136L241 138H239ZM91 143H93V144H91ZM106 144H108V145H106ZM161 144L163 146H161ZM208 146H209V148H208ZM156 148H158V149H156ZM202 148H204V149H202ZM156 150L158 151L159 155L156 152ZM242 150H243L244 155H241ZM205 152H206V154H205ZM65 153H66V156H65ZM195 154H196V156H195ZM218 154H219V156H222V157H219ZM67 155H70V156H67ZM161 155L164 156L163 159H162ZM131 156H133V157L131 158ZM212 156L214 157L215 160L213 159ZM168 157H169V159L170 158L171 159L169 160ZM193 158H194V160H193ZM0 159H1L0 163L3 162L5 164V166L11 171V173L13 172L12 174H14V175H17L19 173L24 174L27 178L28 184L31 187L34 185L33 183L35 181V177L33 174V165L29 159L27 152H25V153L20 152L19 155H18V153H15L14 151H11L7 155L5 153H3L2 157ZM167 159L169 161H167ZM136 160L138 163L136 162ZM125 161L127 163H125ZM215 161H217V162H215ZM10 162H11V165H10ZM107 162L109 163V165L107 164ZM160 162L162 164L163 163L164 164L160 165ZM234 162L236 163L237 166L234 165ZM104 163H105V167H104ZM112 163H114L115 166L117 165L119 167L118 172H114L113 171L114 169L113 170L111 169L113 172L110 171L109 166H111ZM136 165H137V167H136ZM125 166L127 168H129V171H130L129 174L132 177H130L129 175H128L129 176L128 177L127 175H123L121 173L122 171H124V169H122V168H124ZM112 167L113 166H111V168ZM151 167H152V169H150ZM184 167H185V169H184ZM22 168H23V170H22ZM186 168L189 169V173H188V170ZM174 169H176V168H174ZM167 170H169L173 175L169 174L170 172ZM205 171H206V173H205ZM219 171H220V173H219ZM167 172H168V174H167ZM148 174H151V175H148ZM165 174H167V175H165ZM201 174H202V176H201ZM205 174H207V179L209 178L208 176H211V177L213 176L212 178H215V181L212 184L213 190H211L209 194H206L201 189L202 186H204V185H201V183L202 184L207 183V179L204 176ZM81 175L84 177H82ZM117 177H119V178H117ZM123 177H124V179L125 178H127V179L123 180L122 179ZM197 177L200 179L198 180ZM233 177H234V179H233ZM128 178H129V180L130 179L131 180L128 181ZM158 178H161V179H158ZM57 179H58V181H57ZM71 179H72V181L74 180V182L70 183ZM118 179H121L122 181L118 180ZM170 179L173 182H171ZM239 180H243V181L239 182ZM125 181H127V183ZM61 182H63V183H61ZM76 182H78L81 186L83 184H85V186H82L83 189L80 188L81 187L80 185H79V187L77 186L78 184L75 185ZM128 184H129V186H128ZM65 185H67L68 188ZM63 186H64V189L62 188ZM243 186H245V187H243ZM95 187L97 190L95 189ZM120 187H121V189H120ZM60 188H61V190H60ZM73 189H75V190H73ZM80 189H82V190H80ZM234 189L236 191H238L237 194L239 193L237 195V197H238L237 199H239L241 201L240 203L238 202L239 200H237V199H236L237 203H234L231 201L229 202L226 199L227 195L231 194V190L233 193L235 192ZM77 190H78V192L83 191L82 193H84V195L78 194ZM75 191H76V193H75ZM116 191H118V192H116ZM228 191H230V192H228ZM64 192L65 193L67 192V195L62 196L61 194L64 195ZM68 192H70V193L73 192V194H70ZM225 194H227V195H225ZM241 194H243V195H241ZM109 195H110V197H108ZM239 195L241 198L239 197ZM208 196H209V198H208ZM78 197H80V198H78ZM98 197L100 200L98 199ZM79 199H81V200H79ZM223 200H225V201H223ZM112 201H114V203ZM123 201H124V203H123ZM204 201H206L208 203H209V201H211V204H213L214 207H216L218 209L220 207V209H219V211L221 210L220 214H216V216H217L216 217L214 214H211L209 211H208L209 212L208 213L207 212V206H206L208 203H205ZM223 202H225V203H223ZM133 203H136V204H133ZM217 203H218V205H215ZM153 204H154V206H153ZM237 204H239V206ZM76 205H78V206H76ZM95 206L97 207V209ZM113 206H115V207H113ZM130 206L132 209L129 208ZM107 208L109 211L107 210ZM222 208H224V209H222ZM226 208L228 209V211ZM101 209L103 212L101 211ZM83 211H84V213H83ZM229 211H232V212H229ZM156 212L157 213L159 212L160 215L157 214ZM106 213H108V214H106ZM140 213H142V214H140ZM208 214H210V215H208ZM209 216H211L212 218ZM74 217L75 216H72V219H71L73 222L76 221ZM83 217H81V218H83ZM92 217H94L93 220H91ZM119 217H122V219H124V220L127 219V220L120 221L121 218H119ZM229 218H231V219H229ZM213 219H214V221H213ZM84 220H83V222H85ZM114 220L115 221L117 220L116 221L117 223L113 222ZM161 220L163 221V223ZM118 221H119V223H118ZM97 222L100 224H98ZM121 222L122 223L126 222V223L122 224ZM87 223H86V225H87ZM111 223H114L115 227L112 226L113 224H111ZM141 223H143V224H141ZM130 224L132 227H134V229L130 226ZM181 224H182V226H181ZM123 225L125 227H123ZM175 225H177V226H175ZM216 225H218V226H216ZM241 225L243 227H240ZM138 226L141 228L140 230H142L143 233L139 232L140 230H139ZM150 226H152V227H150ZM116 227H118L117 228L118 231H117ZM120 227L121 228L123 227L122 228L123 230L124 229L129 230L130 233H128L125 230L122 231V229H120ZM222 227H224L223 229L225 231L222 229ZM231 227H232V229H231ZM100 228L102 230H100ZM108 228L110 229V231ZM100 231H101V233H99ZM113 231L115 233V238H114ZM115 231H117L118 233ZM120 231H122V232L119 234ZM185 231H188V232H186V234H185ZM221 231H223V232H221ZM232 231H233V233L235 232V234L238 236L237 238L235 237L236 235L232 233ZM238 231H239V233H238ZM172 232H173V234H171ZM242 232L244 234H242ZM112 233H113V235H112ZM226 233H228V235ZM116 235H118V236H116ZM230 236L233 238H231ZM118 237H120V239ZM101 238H102V240H101ZM136 238H137V240H136ZM112 239H114V240L112 241ZM162 240H163V242H162ZM164 241H166V242H164ZM174 241L177 242L178 246L176 245V243ZM215 241H216V243H215ZM251 241H252V243H251ZM132 242L134 244H132ZM228 242H230V243L228 244ZM173 243H175V244H173ZM120 244H122V245L120 246ZM167 244H169V246H167ZM117 246H118V248H117ZM128 246H129V248H126ZM133 246L136 247V249ZM113 248H115V250H116V251L113 250L114 253L112 251ZM123 248H125V249L123 250ZM172 248L174 251L172 250ZM178 251H179V255L181 254L180 257H177ZM181 251L184 253H182ZM188 251H190V252H188ZM173 252H175L176 254L173 255L174 254ZM171 253H172V255H171ZM239 253H240V255H239ZM136 254H137V256H136ZM184 254H186V256L191 254L193 257H191V255L186 257ZM194 254H195L196 259H194L195 258ZM200 254H202V255H200ZM114 255H115V257H114ZM163 255H164V257H163ZM169 256H170V259H169ZM171 256H172V258H171ZM118 258H120L121 260L120 259L118 260ZM127 258H129V259H127ZM124 259H126V260H124ZM165 259H167V260L165 261ZM205 259H207V260H205ZM128 260H130L131 262ZM176 260L179 262H177ZM119 261H121V263Z\"/></svg>",
  "mask_w": 264,
  "mask_h": 264
}]
</instances>
